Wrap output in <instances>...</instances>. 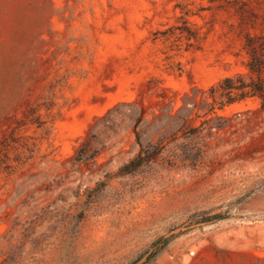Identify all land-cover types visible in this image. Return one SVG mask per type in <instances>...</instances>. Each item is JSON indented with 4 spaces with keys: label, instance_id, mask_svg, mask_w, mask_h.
<instances>
[{
    "label": "rangeland",
    "instance_id": "obj_1",
    "mask_svg": "<svg viewBox=\"0 0 264 264\" xmlns=\"http://www.w3.org/2000/svg\"><path fill=\"white\" fill-rule=\"evenodd\" d=\"M246 31L264 0H0V264H264V109L201 102Z\"/></svg>",
    "mask_w": 264,
    "mask_h": 264
},
{
    "label": "trees",
    "instance_id": "obj_2",
    "mask_svg": "<svg viewBox=\"0 0 264 264\" xmlns=\"http://www.w3.org/2000/svg\"><path fill=\"white\" fill-rule=\"evenodd\" d=\"M236 12L242 20L246 16L251 20L257 17L255 12L242 6L237 8ZM184 23L183 26L178 28L179 32L183 33L188 41L200 39L199 31L196 28L188 26L186 21ZM188 44H191V42H188ZM239 54L243 55L244 58L242 61L245 67L244 70L224 75L216 83L210 85L207 91L201 89L202 105L209 106L204 114L208 112L215 113L216 107L223 109L226 105L244 101L248 98L259 99V104L264 109V33L244 32ZM193 105L192 108H188L186 102H184L177 109L176 113L172 114L168 112L167 116L171 118L177 117L178 122H187L192 117L193 111L197 113L195 110L197 104ZM215 115L219 118H224L223 115L217 113ZM138 157H141V153ZM130 164H132V161L126 164V166ZM165 243L166 241H164Z\"/></svg>",
    "mask_w": 264,
    "mask_h": 264
}]
</instances>
